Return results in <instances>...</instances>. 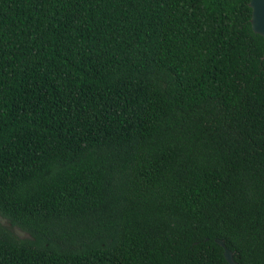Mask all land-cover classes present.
I'll return each instance as SVG.
<instances>
[{
    "label": "trees",
    "instance_id": "obj_1",
    "mask_svg": "<svg viewBox=\"0 0 264 264\" xmlns=\"http://www.w3.org/2000/svg\"><path fill=\"white\" fill-rule=\"evenodd\" d=\"M248 2L0 0V264H264Z\"/></svg>",
    "mask_w": 264,
    "mask_h": 264
},
{
    "label": "water",
    "instance_id": "obj_2",
    "mask_svg": "<svg viewBox=\"0 0 264 264\" xmlns=\"http://www.w3.org/2000/svg\"><path fill=\"white\" fill-rule=\"evenodd\" d=\"M251 8L250 24L255 33L260 34L264 38V0H249ZM223 248V255L229 264H238L234 259L232 251L225 245L221 238L214 239Z\"/></svg>",
    "mask_w": 264,
    "mask_h": 264
},
{
    "label": "rangeland",
    "instance_id": "obj_3",
    "mask_svg": "<svg viewBox=\"0 0 264 264\" xmlns=\"http://www.w3.org/2000/svg\"><path fill=\"white\" fill-rule=\"evenodd\" d=\"M0 222L3 223V224H8V222L3 217H1V216H0ZM13 230L20 237H24V236H27L28 235L26 232H24L23 230L19 229L18 227H13Z\"/></svg>",
    "mask_w": 264,
    "mask_h": 264
}]
</instances>
